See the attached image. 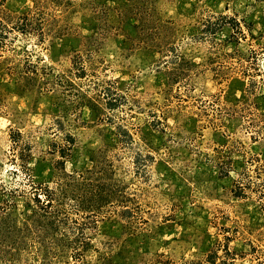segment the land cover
Instances as JSON below:
<instances>
[{"label": "rangeland", "instance_id": "1", "mask_svg": "<svg viewBox=\"0 0 264 264\" xmlns=\"http://www.w3.org/2000/svg\"><path fill=\"white\" fill-rule=\"evenodd\" d=\"M0 264H264V0H0Z\"/></svg>", "mask_w": 264, "mask_h": 264}]
</instances>
